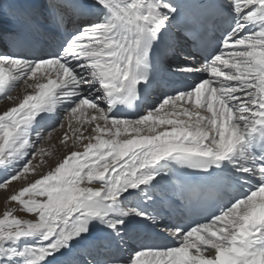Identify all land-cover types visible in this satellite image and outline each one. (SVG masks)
<instances>
[{
  "label": "snow or ice",
  "instance_id": "snow-or-ice-1",
  "mask_svg": "<svg viewBox=\"0 0 264 264\" xmlns=\"http://www.w3.org/2000/svg\"><path fill=\"white\" fill-rule=\"evenodd\" d=\"M26 19L0 43V264H264V0Z\"/></svg>",
  "mask_w": 264,
  "mask_h": 264
},
{
  "label": "bare ground",
  "instance_id": "bare-ground-1",
  "mask_svg": "<svg viewBox=\"0 0 264 264\" xmlns=\"http://www.w3.org/2000/svg\"><path fill=\"white\" fill-rule=\"evenodd\" d=\"M4 10L0 11V43L6 42L10 34L19 31L22 27L27 24V17H31L33 21L41 19L42 16L46 13L48 0H3ZM16 3H26L29 5L32 14L29 16L25 12L21 14V10L15 7ZM22 88L14 93V95L22 94ZM64 131V130H63ZM63 131H59V136L51 142V145L44 147L47 151L52 153V157H45V159H55L57 156H63L64 152L62 151V145L60 140L63 135ZM49 143V142H48ZM3 189H0V192H3ZM2 207V206H0Z\"/></svg>",
  "mask_w": 264,
  "mask_h": 264
},
{
  "label": "rangeland",
  "instance_id": "rangeland-1",
  "mask_svg": "<svg viewBox=\"0 0 264 264\" xmlns=\"http://www.w3.org/2000/svg\"><path fill=\"white\" fill-rule=\"evenodd\" d=\"M7 106H9V102H8V101H2V102H0V107H7ZM59 131L61 132V131H63V129H57V130L52 134L51 139H50V140H47V141L44 142L43 147H46V144H48L47 147L50 146V145H51V142H53L56 138H58V136H59V133H58V132H59ZM53 137H54V138H53ZM52 138H53V141H52ZM48 142H49V143H48Z\"/></svg>",
  "mask_w": 264,
  "mask_h": 264
}]
</instances>
